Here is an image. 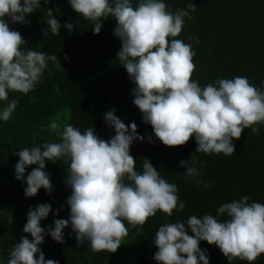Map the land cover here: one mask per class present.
<instances>
[{"label":"clouds","instance_id":"obj_1","mask_svg":"<svg viewBox=\"0 0 264 264\" xmlns=\"http://www.w3.org/2000/svg\"><path fill=\"white\" fill-rule=\"evenodd\" d=\"M68 2L76 14L93 23L94 34L100 33L104 20H115L113 34L121 42L117 58L135 84L132 102L163 145L184 146L194 135L198 144L195 152L231 156L235 153L233 139H239L244 129L251 128L254 135L259 134L258 125L264 124V88L243 76L217 79L203 88L192 79L196 53L191 44L176 37L182 32L184 18L192 19L190 12L196 10V4L189 3L186 9L173 12L164 0H139L135 7L132 0ZM40 6L41 0H0V101H7L9 92L27 94L41 82L45 53L24 47L26 41L20 32L9 27V21L30 24L26 15ZM54 11L62 15L58 9L49 8L47 25L57 36L61 24L53 17ZM64 27L69 34L75 28L73 23ZM46 34L44 29L43 35ZM49 59L61 67L56 56ZM18 103V98L12 99L0 111V119L8 121ZM104 121L114 129L109 140L98 137L92 128L81 132L68 124L61 129L52 122L49 128L59 135L60 142H43L15 153L19 157L14 169L17 180L23 182L26 168L38 166L27 174L26 197L36 196L41 188L51 194L53 185L44 170L46 161L68 165L65 183L71 189L67 198L70 214L68 219H55L54 227L45 230L41 221L52 211L51 205L30 208L23 232L32 239L22 236L9 249L7 264H59L54 259L46 260L39 246L46 234L64 243V229L69 226L78 247L87 242L93 252L115 253L128 235L124 221L135 228L157 211L171 217L174 210L185 208V202L177 195L178 186L161 178L149 159H143L142 173L135 170L136 160L130 155V147L134 141L144 139L138 135L135 122L125 125L115 115V109L104 114ZM190 161L198 162L194 155L180 161L181 167L187 169L184 176L209 188L210 184L199 179V169ZM222 214L228 219L192 215L186 223L161 225L154 239L158 249L155 261L209 264L206 250L199 247L200 241H206L217 246L230 264L237 258L253 264L264 254V203L249 202V197L243 196L219 207L217 215Z\"/></svg>","mask_w":264,"mask_h":264},{"label":"trees","instance_id":"obj_2","mask_svg":"<svg viewBox=\"0 0 264 264\" xmlns=\"http://www.w3.org/2000/svg\"><path fill=\"white\" fill-rule=\"evenodd\" d=\"M138 2L132 0L133 6ZM164 2L173 12L186 9L189 3L196 4V10L190 12L192 19L184 18L182 32L176 39L192 45L196 53L192 79L202 88L217 79L236 76L247 77L250 83L264 88V0ZM49 8L62 13L53 12V17L61 24L57 36L47 25ZM26 19L31 23L9 21V27L20 32L26 41L24 47L45 53L46 67L41 82L29 93L9 92L8 100L0 101V111L12 99L19 101L8 121L0 119V264H7L9 249L22 236L32 239L23 232L30 208L45 203L51 205L52 211L41 221L45 230L54 227L55 219L69 218L67 198L71 189L65 183L66 163L46 161L44 170L53 185L51 194L43 188L34 197L24 194L27 174L37 165L26 168L23 182L14 174L19 160L16 152L43 142H60L59 135L49 128L52 122L61 129L71 124L81 132L92 128L98 137L109 140L115 133L106 126L104 114L115 109V115L125 125L135 122L138 135L144 137L142 142L134 141L130 147V155L136 160L135 170L142 173L143 159H149L161 178L178 186L177 195L185 202V208L174 210L171 217L157 211L145 224L135 228L124 221L128 235L115 253L93 252L87 242L78 247L70 226L64 229V243L46 234L39 246L46 260L54 259L59 264H158L153 258L158 250L154 239L161 225L186 223L192 215L205 214L225 221L226 215H217L219 207L243 196H248L249 202L264 203V124L258 125V135L248 128L239 139L234 138L235 153L231 156L195 152L198 144L194 135L184 146L167 147L155 137L151 125L143 122L142 113L132 102L135 84L117 58L121 42L113 34L116 22L112 17L103 21L97 35L93 23L76 14L68 0H50L47 4L41 0L39 9L26 15ZM66 23L75 26L71 34L64 27ZM44 29L46 35H43ZM53 55L61 67L49 59ZM42 126L44 131H41ZM192 155L198 162L190 163L199 169V179L210 184L207 189L194 178L184 176L187 169L181 167L180 161L190 160ZM11 216L13 222H10ZM189 235H192L190 230ZM199 247L206 250L209 264H230L217 246L200 241ZM231 264L248 262L237 258ZM253 264H264V254Z\"/></svg>","mask_w":264,"mask_h":264}]
</instances>
